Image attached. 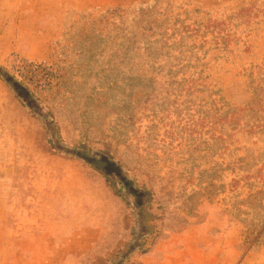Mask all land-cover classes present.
<instances>
[{
    "label": "rangeland",
    "instance_id": "374dc122",
    "mask_svg": "<svg viewBox=\"0 0 264 264\" xmlns=\"http://www.w3.org/2000/svg\"><path fill=\"white\" fill-rule=\"evenodd\" d=\"M261 226L264 0H0V264H264Z\"/></svg>",
    "mask_w": 264,
    "mask_h": 264
},
{
    "label": "trees",
    "instance_id": "16d2710c",
    "mask_svg": "<svg viewBox=\"0 0 264 264\" xmlns=\"http://www.w3.org/2000/svg\"><path fill=\"white\" fill-rule=\"evenodd\" d=\"M122 53H124L125 55H127L128 54V52L127 51H124L123 50V52ZM48 121H49V119H47ZM260 232H262V231H264V228H263V226H261L259 229H258Z\"/></svg>",
    "mask_w": 264,
    "mask_h": 264
},
{
    "label": "water",
    "instance_id": "95a60500",
    "mask_svg": "<svg viewBox=\"0 0 264 264\" xmlns=\"http://www.w3.org/2000/svg\"><path fill=\"white\" fill-rule=\"evenodd\" d=\"M107 167H108V166H107ZM107 167H106V168H107ZM117 173H119V172L117 171Z\"/></svg>",
    "mask_w": 264,
    "mask_h": 264
}]
</instances>
